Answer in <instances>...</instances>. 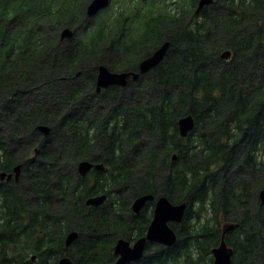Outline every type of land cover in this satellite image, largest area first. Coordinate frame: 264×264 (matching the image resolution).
Here are the masks:
<instances>
[{
    "label": "trees",
    "instance_id": "1",
    "mask_svg": "<svg viewBox=\"0 0 264 264\" xmlns=\"http://www.w3.org/2000/svg\"><path fill=\"white\" fill-rule=\"evenodd\" d=\"M90 1L0 0V173L22 165L0 183V264L114 263L144 195L189 211L176 246L133 264H213L225 223L238 225L225 237L233 264H264V0H215L197 19L198 0H140L92 20ZM167 42L147 75L96 93L101 65L139 72ZM84 160L106 169L82 178ZM100 194L103 206H86Z\"/></svg>",
    "mask_w": 264,
    "mask_h": 264
},
{
    "label": "water",
    "instance_id": "2",
    "mask_svg": "<svg viewBox=\"0 0 264 264\" xmlns=\"http://www.w3.org/2000/svg\"><path fill=\"white\" fill-rule=\"evenodd\" d=\"M212 0H202L200 8L204 5L211 3ZM110 5V0H92L87 7V16L92 18L99 14V12L107 9ZM73 35L69 29L64 30L62 38H70ZM170 44H164L159 50H157L151 57L145 59L139 66V73L124 72L116 73L111 72L105 65H101L98 69L96 91L100 93L102 90L108 89L111 86H118L126 88L130 81H137L141 75L149 73L152 69L159 66L168 52ZM232 53L230 51L224 52L221 55L223 60L231 58ZM39 131L45 136H48L51 129L47 126H39ZM195 129V120L192 116L183 117L178 122V130L180 137L187 138L191 132ZM176 159V156H174ZM92 169L103 171L104 166L102 164L95 165L90 161H82L78 165V172L82 177H85ZM21 167L18 166L15 169L16 178L19 176ZM6 174L0 175L1 180H5ZM12 175H9L7 180L9 181ZM154 197L152 195H146L138 198L133 204V210L139 213L148 201H152ZM261 204L264 205V189L259 194ZM107 200L106 195H100L87 200L86 205L88 207L98 208L102 206ZM187 210V204H173L166 197H161L156 202L154 210V218L149 227L147 238L140 239L136 242L133 248L130 247V243L121 239L118 241L115 247V254L120 256L116 264H129L132 261L139 260L144 253L147 240L152 242L162 243L169 247H172L177 242V236L168 225L171 222L181 223L184 220ZM235 224H227L223 227V239L221 245L213 250L214 264H232L233 251L227 247L224 242V237L227 232L235 228ZM79 238L78 233H71L66 240V246L70 247ZM58 264H74L69 257L62 258Z\"/></svg>",
    "mask_w": 264,
    "mask_h": 264
},
{
    "label": "flooded vegetation",
    "instance_id": "3",
    "mask_svg": "<svg viewBox=\"0 0 264 264\" xmlns=\"http://www.w3.org/2000/svg\"><path fill=\"white\" fill-rule=\"evenodd\" d=\"M202 1L201 0H199L198 1V3L200 4ZM215 3V0H212V2L211 3H209V4H206V5H204L203 6V11L206 9V8H208V7H210V6H212L213 4ZM201 15V14H200ZM200 15H198V16H195V19H197V18H199L200 17ZM61 37H62V34H61ZM62 40H65V39H63L62 38ZM110 88H112V87H110ZM109 88V89H110ZM85 161V160H84ZM89 161V160H88ZM94 163V162H93ZM96 164H101V163H96ZM22 166V165H21ZM15 170V169H14ZM14 170H13V172H11V173H14ZM95 171H97V172H103V171H98V170H96V169H93V170H91L85 177H82V178H86V177H88V175L90 174V173H92V172H95ZM7 173V172H6ZM11 173H8V174H11ZM12 182H18L17 180H15V178H13L11 181H8L7 183H12ZM262 191V190H261ZM162 197V196H161ZM154 199H156V197L154 196ZM260 200V199H259ZM135 202V201H134ZM134 204V203H133ZM155 205H156V201H154V200H152L149 204H146V206L143 208V212H145V214H146V216H147V218H150L151 217V215L153 216V214H154V208H155ZM260 205H261V201H260ZM262 206V205H261ZM132 208H133V205H132ZM188 211H189V207H188V210H187V212H186V216L188 215ZM132 216H135L132 212H131V217ZM176 233H177V231H176ZM142 235H141V237L142 236H144V234L143 233H141ZM178 234V233H177ZM179 237V236H178ZM79 239V238H78ZM180 241V240H179ZM77 242V241H76ZM75 242V243H76ZM74 243V244H75ZM73 244V245H74ZM73 245L72 246H70V247H67L66 246V240H65V246H66V248L67 249H70L71 247H73ZM156 246V245H155ZM157 246H161V247H163L162 245H157ZM163 248H165V247H163ZM167 249H169V248H167ZM147 257V253H146V255H145V257L144 258H146ZM143 258V259H144ZM33 259L34 260H36V257L34 256L33 257ZM142 259V260H143ZM141 261V260H140ZM140 261H138V262H140ZM138 262H136V263H138ZM213 264H214V262H213Z\"/></svg>",
    "mask_w": 264,
    "mask_h": 264
},
{
    "label": "rangeland",
    "instance_id": "4",
    "mask_svg": "<svg viewBox=\"0 0 264 264\" xmlns=\"http://www.w3.org/2000/svg\"><path fill=\"white\" fill-rule=\"evenodd\" d=\"M129 2V0H124V1H122V3H118V2H116V1H114L113 2V0H112V2H111V5L110 6H112L113 5V3H114V5L112 6V8H108L107 10H106V15L107 16H115L116 15V12L117 11H120L122 8H123V6L125 5V4H128L129 5V7L130 8H134L135 9V7L133 6V5H138V3H140V0H130V2ZM121 4V5H120ZM146 4V6H149V3H145ZM147 9V8H146ZM66 29H69V28H66ZM66 29H64V30H66ZM63 30V31H64ZM71 30V29H70ZM62 31V32H63ZM71 31H73V33H75V31L74 30H71ZM74 36V35H73ZM72 38V37H71ZM71 38H65V40L67 39V40H69V39H71ZM66 43V42H65ZM90 116H96L95 114H93V115H90ZM63 141V139L62 138H57V140H56V143H61ZM233 214V213H232ZM232 216H234V214L232 215ZM158 250H159V248L158 247H154L153 249H152V251H151V253L149 254V255H152V254H156L157 252H158ZM50 262H53V260H51Z\"/></svg>",
    "mask_w": 264,
    "mask_h": 264
},
{
    "label": "bare ground",
    "instance_id": "5",
    "mask_svg": "<svg viewBox=\"0 0 264 264\" xmlns=\"http://www.w3.org/2000/svg\"><path fill=\"white\" fill-rule=\"evenodd\" d=\"M69 30H70V29H69ZM63 32H64V31H63ZM63 32H62V34H63ZM72 33H73V31H72ZM73 35H74V33H73ZM73 35H72L71 37H73ZM71 37H70V38H71ZM66 38H68V37H66ZM63 39H65V38H63ZM227 51H230V52L232 53L231 50H227ZM227 51H225V52H227ZM223 53H224V52H223ZM223 53H222V54H223ZM222 54H221V55H222ZM220 57H221V56H220ZM232 57H233V53H232V55H231V58H232ZM231 58H229L228 60H223L222 58H221V59H222L223 61H229ZM96 85H97V83H96ZM111 87H114V86H111ZM109 88H110V87H109ZM109 88H108V89H109ZM175 156H176V155H175ZM173 159H174V157H173ZM174 160H175V159H174ZM85 161H88V160H85ZM90 162H91V161H90ZM92 163H93V162H92ZM79 164H80V163H79ZM94 164H95V165H98V164H96V163H94ZM101 164L104 166V170H105V169H106L105 164H103V163H101ZM19 166H20L21 169H22V166H21V165H19ZM17 167H18V166H17ZM17 167H16V168H17ZM16 168H15V169H16ZM92 170H93V169H92ZM104 170H103V171H104ZM2 173H5V174H6V177H5L6 180H7V178H8L9 175H12V178H11L9 181H11L13 178H15V180L19 181L20 176H21V170H20V172H19V176H18V178H16V172H15V170H14V173H11V174H8V173H6V172H1L0 175H1ZM78 173H79V172H78ZM79 175H80V174H79ZM80 176H81V175H80ZM144 196H146V195H144ZM152 196H153V195H152ZM153 197H154V196H153ZM162 197H166V196H162ZM166 198H167V197H166ZM153 200H154V199H153ZM182 204H186V203H182ZM261 205H262V204H261ZM262 206H264V205H262ZM188 207H189V206H188V204H187V210H188ZM187 210H186V212H187ZM185 215H186V213H185ZM175 234H176V236H177V242H176V244H175L174 246H176V245L178 244V242H179V237H178V234L176 233V231H175ZM77 240H78V239H77ZM77 240H76V241H77ZM76 241H75V242H76ZM75 242H74V243H75ZM74 243H73V244H74ZM73 244H72V245H73ZM162 246L165 247V248H173V247H174V246L169 247V246H167V245H162ZM215 249H216V248H215ZM213 256H214V255H213ZM144 257H145V256H144ZM233 257H234V251H233V256H232V264H233ZM141 260H142V259H141Z\"/></svg>",
    "mask_w": 264,
    "mask_h": 264
}]
</instances>
